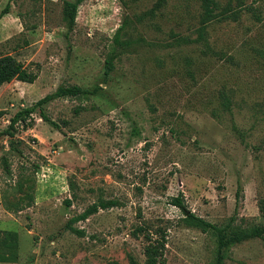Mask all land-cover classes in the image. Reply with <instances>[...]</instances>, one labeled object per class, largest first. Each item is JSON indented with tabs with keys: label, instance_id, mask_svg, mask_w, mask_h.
<instances>
[{
	"label": "rangeland",
	"instance_id": "obj_1",
	"mask_svg": "<svg viewBox=\"0 0 264 264\" xmlns=\"http://www.w3.org/2000/svg\"><path fill=\"white\" fill-rule=\"evenodd\" d=\"M65 1L0 0V56L40 69L0 88V132L60 85L93 92L47 103L57 127L36 113L0 136L13 264H146L142 225L166 229L167 264H264V238L220 251L171 201L221 228L264 224V0H214L211 19L205 0H84L68 35ZM101 199L120 205L74 223L83 236L67 227Z\"/></svg>",
	"mask_w": 264,
	"mask_h": 264
},
{
	"label": "trees",
	"instance_id": "obj_2",
	"mask_svg": "<svg viewBox=\"0 0 264 264\" xmlns=\"http://www.w3.org/2000/svg\"><path fill=\"white\" fill-rule=\"evenodd\" d=\"M84 0H66L64 2V15L63 19L66 22V26L68 32L73 30L76 23H77V15H78V8L80 4ZM217 3L214 0H205V16L207 19H211L215 15V9ZM10 12V6L7 7L2 11V15ZM122 26L118 28L115 34L116 42L120 43V34L122 31ZM113 69V62L112 58H108L106 60V75H108ZM40 75L39 68H31L26 65L23 61L19 60L16 56L11 54H6L0 56V87H2L6 83H10L13 80H18L27 83H34ZM91 91L88 89L83 88L80 85H60L58 89L46 96L42 97L38 101H36L33 105L22 108L11 118L9 126L0 132V136H14V129L19 122H28V119L31 115L38 113L42 120L50 123L53 126H58L52 119L48 117L45 112V105L54 99L63 98V97H80V96H88L90 95ZM2 112H0V115ZM12 146V144L10 145ZM0 165L4 168V170L11 174L10 162L8 157L2 156L0 158ZM21 186V185H19ZM239 195V192L237 196ZM23 200L26 202H23ZM20 200L16 204V210L21 211L26 207L31 205V196H27V199L24 198ZM172 203L179 207L183 214L184 218L183 221L192 227H196L201 229L203 232L212 231L218 237L219 249L222 251L224 248L232 244H236L242 242L246 239L251 238H264V224H255L247 227H243L242 225L235 226L228 224L223 228L219 227L216 224L206 220L203 217L198 216L194 212L188 210L183 196H176L171 199ZM71 202L69 201L68 204ZM120 205L118 200L114 199H101L99 202L93 203L90 205L84 212L78 214L71 218L67 223V227L77 233L80 236L85 235L84 230H79L75 228L73 225L74 223L87 219L90 215L97 213L100 209H108L114 206ZM259 211L261 216L264 218V198L259 199L258 202ZM139 233H144L146 239L149 244L145 248V255H146V264H167L165 259V249L167 243V231L164 228H158L154 232H151L147 226L142 225L139 226L138 229ZM18 237L19 234L17 231L14 230H6L0 231V262H17L18 260ZM115 264V263H114ZM133 264H136L133 262ZM217 264H224V256L220 254L217 259Z\"/></svg>",
	"mask_w": 264,
	"mask_h": 264
},
{
	"label": "crops",
	"instance_id": "obj_3",
	"mask_svg": "<svg viewBox=\"0 0 264 264\" xmlns=\"http://www.w3.org/2000/svg\"><path fill=\"white\" fill-rule=\"evenodd\" d=\"M2 19H0V21H1ZM1 88V87H0ZM3 211H5V212H7V213H9L8 211H6L5 210V208H3L1 205H0V212H3ZM22 211V210H21ZM21 211H19V212H21ZM3 217H5L6 216V214H3L2 215ZM1 219V218H0ZM0 264H13V263H8V262H0Z\"/></svg>",
	"mask_w": 264,
	"mask_h": 264
}]
</instances>
